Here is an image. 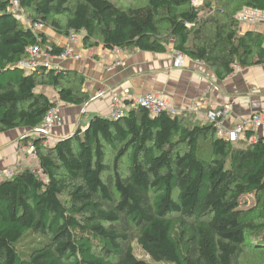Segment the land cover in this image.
Here are the masks:
<instances>
[{"label":"trees","instance_id":"1","mask_svg":"<svg viewBox=\"0 0 264 264\" xmlns=\"http://www.w3.org/2000/svg\"><path fill=\"white\" fill-rule=\"evenodd\" d=\"M15 2L31 26L11 11ZM125 3L0 0V135L43 123L57 104L40 88L71 106L90 101L77 71L18 66L31 46L65 52L36 24L82 34L85 50L163 54L173 45L220 80L236 65L264 64V34L240 33L235 18L244 8L264 11V0ZM254 135L231 143L209 121L130 107L120 119L92 116L52 145L28 136L38 168L0 181V264H239L247 245L264 251V135L251 142ZM134 243L151 261L136 256Z\"/></svg>","mask_w":264,"mask_h":264},{"label":"crops","instance_id":"2","mask_svg":"<svg viewBox=\"0 0 264 264\" xmlns=\"http://www.w3.org/2000/svg\"><path fill=\"white\" fill-rule=\"evenodd\" d=\"M239 31L242 34L250 31L264 34V24H239ZM45 33L51 42L71 52L65 61L56 58L54 63L60 70L77 71L83 75L86 79L84 91L90 96L89 103L81 111V107L61 102L57 92L51 97V88H42L61 108L60 123L53 132L55 142L73 135L81 121L86 120L88 125L92 116L107 117L113 97L123 96L126 90L132 96L151 91L160 93L193 124H206L212 108L225 112L223 123L228 129L252 114L264 111V64L243 67L220 80L210 66L198 60L188 58L183 67H176L173 45L163 54L102 47L85 50L82 34H76L80 40L73 42V33L70 36H61L51 30ZM118 61L123 64L114 66ZM101 92L104 95L97 98ZM29 133V130L18 129L0 135V171L28 167L30 157L21 151L20 144L21 138ZM256 134L264 135L263 132Z\"/></svg>","mask_w":264,"mask_h":264},{"label":"built area","instance_id":"3","mask_svg":"<svg viewBox=\"0 0 264 264\" xmlns=\"http://www.w3.org/2000/svg\"><path fill=\"white\" fill-rule=\"evenodd\" d=\"M195 7L201 5L199 0H193ZM14 13H19V5L17 2L14 3V6L11 9ZM237 22L243 25H254V24H264V11L256 8H244L239 11L235 16ZM190 26V25H188ZM43 25L36 24L34 30L41 32ZM71 40L73 42H78L80 40L79 36L76 33L71 34ZM28 57L21 62H19V67L26 72H33L40 68L45 69H55L59 70L60 68L54 63V60L58 58L61 61H65L70 57L69 51H65L59 56H52L45 48L41 46H31L28 48ZM78 58V56H76ZM188 57L181 53L175 52V66L183 67L187 61ZM122 61H118L114 66L122 65ZM235 71L241 69L240 66H235ZM104 95L101 92L98 97ZM110 111L107 117L113 119H120L124 117L127 113V109L130 107H144L146 108L152 117L158 116L162 113H169L172 116L181 114V111L175 107L172 102L157 92H147L139 96H132L129 90H126L123 93V96H114L110 103ZM225 112L218 108H212L207 114V120L215 124L217 134L219 137H222L228 140L231 143H237L245 134L252 130L255 132V135L250 139L251 142L257 141L261 136H257L256 133H264V111L256 112L245 118L237 126L232 129L225 128L223 123V117ZM61 108L56 105L54 106L45 116L43 123L37 128L33 129L28 135L21 138L20 149L21 151L29 156L33 160H37V151L33 140L24 142V139L28 136L40 137L44 140L45 145H52L55 143L53 138V132L55 128L60 123ZM14 174L13 170H4L0 171V181H3L7 178H10Z\"/></svg>","mask_w":264,"mask_h":264},{"label":"rangeland","instance_id":"4","mask_svg":"<svg viewBox=\"0 0 264 264\" xmlns=\"http://www.w3.org/2000/svg\"><path fill=\"white\" fill-rule=\"evenodd\" d=\"M113 2H116L120 5H126L125 0H111ZM201 4H204V2L206 3V0H199ZM212 9H210V11H208V9H203L201 16L202 17H207L210 13H211ZM17 15L20 17L21 21L26 25V26H31V20H30V14L27 11H21L19 13H17ZM51 30L53 32H55L54 30H52V28H47V27H43L41 29V32L48 31ZM49 34H51V32L49 31ZM40 91L42 90V88L39 89ZM49 95L51 97L56 95V91L51 89V91H49ZM84 107H81L80 110H84ZM129 109V108H128ZM127 109V110H128ZM80 114V112H79ZM86 120L81 121V123L78 124V127H82L84 128L87 124H86ZM26 136V135H24ZM114 154L110 153L109 154V163H111V161L113 160ZM31 158H29V162L27 164L28 167L32 168V169H37L38 168V161H32L30 160ZM123 170L126 171V169H128V161L125 160V162H123V166H122ZM22 169V167L18 168L17 170ZM15 171V170H14ZM252 197H250L247 201V207H250L254 204V201L251 199ZM245 208H247L244 205ZM135 245V254L139 259H143L146 261H151L150 257L146 255V253L141 249L140 246H138L136 243H134ZM164 264V263H161ZM239 264H264V251L262 250H258L256 248H251L248 245L245 248V252L244 254L241 256L240 260H239Z\"/></svg>","mask_w":264,"mask_h":264},{"label":"water","instance_id":"5","mask_svg":"<svg viewBox=\"0 0 264 264\" xmlns=\"http://www.w3.org/2000/svg\"><path fill=\"white\" fill-rule=\"evenodd\" d=\"M70 137V136H69Z\"/></svg>","mask_w":264,"mask_h":264}]
</instances>
